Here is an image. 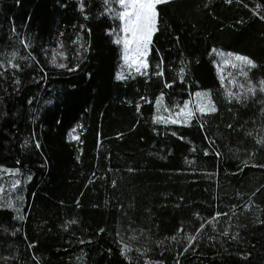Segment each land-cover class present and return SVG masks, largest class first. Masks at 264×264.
I'll use <instances>...</instances> for the list:
<instances>
[{"label": "trees", "instance_id": "trees-1", "mask_svg": "<svg viewBox=\"0 0 264 264\" xmlns=\"http://www.w3.org/2000/svg\"><path fill=\"white\" fill-rule=\"evenodd\" d=\"M158 12L146 75L117 79L104 0H0V188L19 169L22 202H0V264H264V93L230 99L210 54L248 56L264 79V0ZM197 92L215 112L163 122Z\"/></svg>", "mask_w": 264, "mask_h": 264}, {"label": "snow or ice", "instance_id": "snow-or-ice-1", "mask_svg": "<svg viewBox=\"0 0 264 264\" xmlns=\"http://www.w3.org/2000/svg\"><path fill=\"white\" fill-rule=\"evenodd\" d=\"M169 2L170 0H112V3H115L119 6V10H115L111 7L109 0H104V3L108 6V11L114 12V18L121 22L120 33H122V35H117L115 43L118 45H123V59L125 63H128L131 67L129 62H136V71L140 75H146V73L141 71V69H146L148 67L146 57L150 51L152 38L159 30L158 6ZM227 3H232V0H227ZM257 15H259V13H257ZM261 19H264V16H262ZM212 52L219 56L220 64L231 65L233 69H239L238 75L243 76L245 79V82H238L236 78H233L229 81V84H231L232 87L239 89V91L233 92L231 88H226V95L230 99H235L237 101H240L241 99H247L249 96H255L257 90H259L261 93H264V79H261L256 84H254L249 78V72L252 69L258 67V65L250 57L241 54L217 52L216 49H213ZM52 63H56L55 58H53ZM12 66L17 68L19 67L18 65ZM57 66L61 68L65 67L64 64H59ZM156 67L159 69V71H157L155 74L157 76H163L162 65L158 64ZM182 72L183 69L181 70V73ZM229 75H231V73H229ZM182 78L183 77L181 75V80ZM117 79H125V76L122 73L118 74ZM17 83H19V81H17ZM221 83H223V77H221ZM171 86V84L165 83V87ZM194 95L197 98L202 96L210 98V93L197 92ZM163 99L164 96L161 94L160 97L155 101L157 109L160 108ZM190 105H192V101L185 102L182 107L178 105L177 107L179 108V111L175 113V115L178 117L182 116V119L185 123L190 122L193 118H197L198 114L203 115L205 112L216 111L215 105L211 103L210 99L208 100L207 104L198 99L195 105L192 107H190ZM155 122L160 123L162 120L161 118H157ZM163 122L176 124L178 121L176 119H171ZM201 127H203V125H201ZM73 132H75V129H73ZM72 138L79 139L78 136H72ZM210 143L214 142L210 141ZM257 143L264 144V139L258 140ZM193 151H195V149H193ZM208 154V152H205V155ZM214 154L217 157L220 156L219 152H215ZM244 166H248L247 162H245ZM252 166L264 168V165ZM18 172L19 169L15 170V172H12L11 174L15 175ZM27 179L30 180L31 176H29ZM20 183L21 181L16 179L13 182L12 187L14 188ZM0 191H3V189L0 188ZM220 215H227V213H217L216 216L213 217V220L209 221L213 227H215V221L218 220ZM18 219L22 220L24 217L20 216ZM224 234L227 235V232ZM172 239L175 240L176 237H172ZM188 239L193 241L196 239V237L189 236Z\"/></svg>", "mask_w": 264, "mask_h": 264}, {"label": "rangeland", "instance_id": "rangeland-1", "mask_svg": "<svg viewBox=\"0 0 264 264\" xmlns=\"http://www.w3.org/2000/svg\"><path fill=\"white\" fill-rule=\"evenodd\" d=\"M118 34L122 35V33H120V29L114 31L115 39H117V35ZM121 47H122V69L120 71V74L122 73L123 75H125L128 72L136 71V62L130 61L129 63L131 64V67L129 66L128 63H125V61L123 59V45L122 44H121ZM213 49H216L217 52H223V53H234V54H240V53L233 52L232 50H227V49L219 48V47L212 48L211 52H210V54H211V56L213 58V62H214V65L216 67L217 73H218V75L220 77V80H221V77H223V83L222 84H223L224 89L226 90V88H231V90L233 92L239 91V89L232 87V85L229 84V81L231 79H233V78H236L238 80V82H245L244 77L238 75L239 69H233L231 67V65L220 64V58H219V56L216 53L212 52ZM146 61H147V57H146ZM218 65H219V67H218ZM254 69H252L251 71H253ZM251 71L249 72V78L252 80V78L250 76ZM229 73H231V75H229ZM252 82L254 84H256V82H254L253 80H252ZM257 91H259V90H257ZM251 97H253V96H249L247 99H241V100L248 101L249 99H251ZM198 99L202 100L205 104H207L208 100L210 98L209 97H204V96H202L200 98H197L194 95V97L190 100V101H192V105H190V107L195 105V103H196V101ZM210 101H211V99H210ZM162 105L163 104L161 103L160 107H162ZM178 111H179V108L176 109V110L169 109V108L168 109L166 108L164 110L163 109H159L160 116L164 120L167 121V120H171V119H176L178 122H184L183 119H182V116L178 117V116L175 115V113L178 112ZM75 135H76V133H75ZM2 172L4 174L3 175V182H2V185H1V188L3 189V191H0V193H1L0 194V202L3 203L4 205H7V206L11 205L10 207H14L20 212V209H21V206H22V202L20 200L21 194H19V191H18V186L19 185H17L14 188L12 187L13 182L16 179H18L15 176L16 174L15 175L11 174L12 172H15V170L14 169H10V168H4V169H2Z\"/></svg>", "mask_w": 264, "mask_h": 264}]
</instances>
